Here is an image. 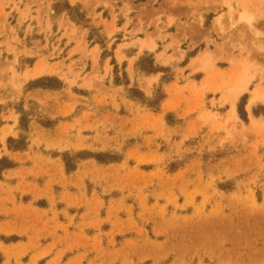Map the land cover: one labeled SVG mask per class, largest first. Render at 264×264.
Masks as SVG:
<instances>
[{"label":"rangeland","instance_id":"374dc122","mask_svg":"<svg viewBox=\"0 0 264 264\" xmlns=\"http://www.w3.org/2000/svg\"><path fill=\"white\" fill-rule=\"evenodd\" d=\"M0 264H264V0H0Z\"/></svg>","mask_w":264,"mask_h":264}]
</instances>
